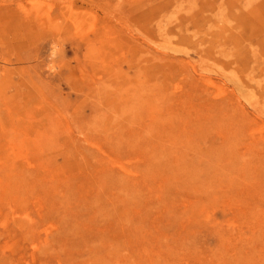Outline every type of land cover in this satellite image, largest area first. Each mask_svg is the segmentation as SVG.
Returning a JSON list of instances; mask_svg holds the SVG:
<instances>
[{
    "label": "rangeland",
    "instance_id": "obj_1",
    "mask_svg": "<svg viewBox=\"0 0 264 264\" xmlns=\"http://www.w3.org/2000/svg\"><path fill=\"white\" fill-rule=\"evenodd\" d=\"M0 264H264V0H0Z\"/></svg>",
    "mask_w": 264,
    "mask_h": 264
},
{
    "label": "bare ground",
    "instance_id": "obj_2",
    "mask_svg": "<svg viewBox=\"0 0 264 264\" xmlns=\"http://www.w3.org/2000/svg\"><path fill=\"white\" fill-rule=\"evenodd\" d=\"M18 25V24H17ZM20 26V25H19Z\"/></svg>",
    "mask_w": 264,
    "mask_h": 264
}]
</instances>
